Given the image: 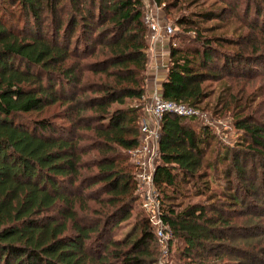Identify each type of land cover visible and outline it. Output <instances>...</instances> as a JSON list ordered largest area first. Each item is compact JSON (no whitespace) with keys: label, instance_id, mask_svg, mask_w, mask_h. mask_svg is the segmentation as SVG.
<instances>
[{"label":"trees","instance_id":"trees-1","mask_svg":"<svg viewBox=\"0 0 264 264\" xmlns=\"http://www.w3.org/2000/svg\"><path fill=\"white\" fill-rule=\"evenodd\" d=\"M217 2L196 13L199 21L179 19L194 36L168 47L163 99L198 109L210 94L205 82L244 77L242 67L248 76L258 71L246 66L264 60V0H244L246 45V36L202 35L213 27L198 22L239 4ZM143 10L141 0H0V264H156L159 249L141 208L130 230L112 238L137 202L128 151L141 108L126 101L146 89ZM226 97L222 108L235 95ZM262 121L235 116L245 143L216 152L226 162L224 181L210 189L200 170H214L206 159L211 134L195 128L193 116L163 114L155 188L173 201L191 179L194 194L204 195L178 210L169 203L162 214L173 264H264Z\"/></svg>","mask_w":264,"mask_h":264},{"label":"rangeland","instance_id":"rangeland-1","mask_svg":"<svg viewBox=\"0 0 264 264\" xmlns=\"http://www.w3.org/2000/svg\"><path fill=\"white\" fill-rule=\"evenodd\" d=\"M168 2H173L174 5H169ZM164 3L165 5L162 6V3L155 8V5L148 0L146 4H143V13L147 12L150 8H153V12L156 13V16H159L163 21L172 25L173 33L171 39L175 43V46L186 45L188 41L191 43V39L194 36L193 31L188 25L178 24L180 18L188 17L195 21H199V19L196 18V13L209 11L210 9L221 5L217 0H165ZM245 5L246 3L244 0H239L237 8H235L233 12H231V9L226 10L219 20L213 19L207 20L204 23L198 22L197 25H199V27H213L211 31L205 32L206 34L202 35L222 34L229 39H235L237 36L239 38L241 36H246V38H240V40L246 45L247 39L251 36L247 37L250 28L247 24L241 21V15L244 14L243 7ZM253 16V13H250L248 16L249 22H253ZM259 22L260 19L258 20V23ZM216 25L218 28L214 27ZM252 62L257 66H246L248 70H258L253 73L252 76H248L247 74L249 72L242 67L240 73L244 75V77H224L220 81H210L205 82L204 84L207 87V90L210 91V94L198 106V115L193 117L195 121L193 125L195 128L207 129L213 138V141L210 143V150H207L206 153V159L210 161L215 160L217 151L221 153L224 148H233L245 143L243 142L244 136L242 132L233 126L235 116H248L249 113H251L255 118L263 120L262 122H264V60L253 58ZM227 86L229 87L228 90L225 89ZM228 92L234 94L235 97L230 98L231 104L229 107L222 108L223 103L220 102L219 99H223V101L228 100L226 97ZM216 96L218 103L214 106ZM126 104H132L133 106L139 105L137 101H126ZM117 106V104L112 105V107ZM238 107L239 109H237ZM30 116L38 118L39 114L31 113ZM213 165V171L217 177L215 175L213 176L212 168L209 169L208 167H203L200 170L205 173L200 182L207 181L210 189L215 188L217 185L216 183L218 182L219 184L223 183L224 178L221 175V172L225 167L226 162L218 163V160H215ZM194 191L192 180L190 179L187 183L182 185L181 194H173L175 197L173 201L171 200L172 202L165 199V194L158 192L161 198V203L163 202L162 209L165 210L169 203L173 204L175 210H178L188 203L203 201L204 195L194 194ZM166 195H171L169 189H166ZM134 204L130 217L116 227L112 232V238H121L130 230L134 216L141 211L139 209V203L135 202ZM174 244L175 243L172 242L170 248H168L169 253L165 257V264L174 263Z\"/></svg>","mask_w":264,"mask_h":264},{"label":"built area","instance_id":"built-area-1","mask_svg":"<svg viewBox=\"0 0 264 264\" xmlns=\"http://www.w3.org/2000/svg\"><path fill=\"white\" fill-rule=\"evenodd\" d=\"M143 21L146 24L147 56L154 58L155 45L162 40L168 41V47L169 45L175 46L171 39L172 25L156 16L153 8L143 13ZM165 66L160 64L157 66L154 63L153 69L156 72L158 67L165 68ZM155 78L156 75L153 76L151 89L137 100L138 106L141 108L138 141L136 146L128 151V156L129 161L133 164L136 200L147 217L159 249L156 264H165V257L169 253L171 230L163 220V202L161 203V198L152 181L159 159L158 140L161 118L164 113L195 117L198 115V109L184 103H175L163 99L160 85Z\"/></svg>","mask_w":264,"mask_h":264},{"label":"crops","instance_id":"crops-1","mask_svg":"<svg viewBox=\"0 0 264 264\" xmlns=\"http://www.w3.org/2000/svg\"><path fill=\"white\" fill-rule=\"evenodd\" d=\"M168 60V41L162 40L160 43L155 45V52H154V58H150L148 56V62H147V68H146V89L145 93H147L151 87H152V79L153 76L156 75V81L161 83L162 79L165 75V68L164 67H158L156 69V72L153 69L154 63L158 66L159 64L162 66L166 65V62ZM155 72V73H154ZM133 102H135L133 100Z\"/></svg>","mask_w":264,"mask_h":264},{"label":"water","instance_id":"water-1","mask_svg":"<svg viewBox=\"0 0 264 264\" xmlns=\"http://www.w3.org/2000/svg\"><path fill=\"white\" fill-rule=\"evenodd\" d=\"M148 0H141L142 4H146Z\"/></svg>","mask_w":264,"mask_h":264}]
</instances>
